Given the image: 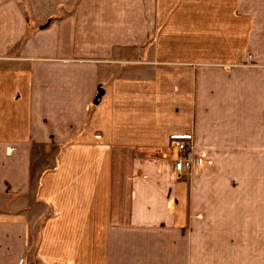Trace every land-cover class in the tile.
<instances>
[{"label":"crops","instance_id":"obj_1","mask_svg":"<svg viewBox=\"0 0 264 264\" xmlns=\"http://www.w3.org/2000/svg\"><path fill=\"white\" fill-rule=\"evenodd\" d=\"M29 261L264 264V0H0V264Z\"/></svg>","mask_w":264,"mask_h":264},{"label":"built area","instance_id":"obj_2","mask_svg":"<svg viewBox=\"0 0 264 264\" xmlns=\"http://www.w3.org/2000/svg\"><path fill=\"white\" fill-rule=\"evenodd\" d=\"M172 144L177 153L173 160L172 172L178 179H183L186 171L192 167L194 144L182 139H175Z\"/></svg>","mask_w":264,"mask_h":264},{"label":"rangeland","instance_id":"obj_3","mask_svg":"<svg viewBox=\"0 0 264 264\" xmlns=\"http://www.w3.org/2000/svg\"><path fill=\"white\" fill-rule=\"evenodd\" d=\"M39 232H40V223L35 227V242H34L35 246L33 247V252L35 251L36 244L39 241ZM31 261H29L28 264L32 263Z\"/></svg>","mask_w":264,"mask_h":264},{"label":"water","instance_id":"obj_4","mask_svg":"<svg viewBox=\"0 0 264 264\" xmlns=\"http://www.w3.org/2000/svg\"><path fill=\"white\" fill-rule=\"evenodd\" d=\"M103 93H104V90L103 89H99V92H98V94H97V96H96V98H95V100H94V103H99V101H100V99H101V96L103 95Z\"/></svg>","mask_w":264,"mask_h":264}]
</instances>
